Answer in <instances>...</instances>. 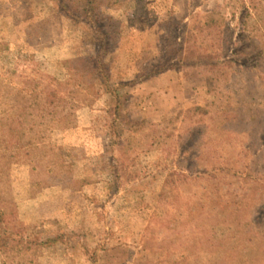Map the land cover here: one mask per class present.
I'll list each match as a JSON object with an SVG mask.
<instances>
[{
    "label": "rangeland",
    "instance_id": "374dc122",
    "mask_svg": "<svg viewBox=\"0 0 264 264\" xmlns=\"http://www.w3.org/2000/svg\"><path fill=\"white\" fill-rule=\"evenodd\" d=\"M0 264H264V0H0Z\"/></svg>",
    "mask_w": 264,
    "mask_h": 264
},
{
    "label": "trees",
    "instance_id": "16d2710c",
    "mask_svg": "<svg viewBox=\"0 0 264 264\" xmlns=\"http://www.w3.org/2000/svg\"><path fill=\"white\" fill-rule=\"evenodd\" d=\"M232 54H233L234 56H236L235 53H232ZM220 63H221V62H220ZM214 66L217 67V66H219V65H217V64L215 63ZM17 105H18V102L15 103V105L13 104V107H12V108L14 109L15 107H17Z\"/></svg>",
    "mask_w": 264,
    "mask_h": 264
}]
</instances>
